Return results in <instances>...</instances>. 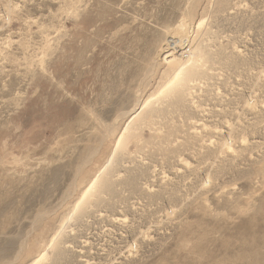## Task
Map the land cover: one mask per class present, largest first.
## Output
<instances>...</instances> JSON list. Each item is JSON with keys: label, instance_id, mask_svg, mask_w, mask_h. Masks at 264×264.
<instances>
[{"label": "rangeland", "instance_id": "374dc122", "mask_svg": "<svg viewBox=\"0 0 264 264\" xmlns=\"http://www.w3.org/2000/svg\"><path fill=\"white\" fill-rule=\"evenodd\" d=\"M0 264H264V0H0Z\"/></svg>", "mask_w": 264, "mask_h": 264}, {"label": "bare ground", "instance_id": "6f19581e", "mask_svg": "<svg viewBox=\"0 0 264 264\" xmlns=\"http://www.w3.org/2000/svg\"><path fill=\"white\" fill-rule=\"evenodd\" d=\"M187 34V33H186ZM186 38H188V37H186ZM185 40V37L183 36V38H182V40H180V42H178V43H176L177 44V46H175L176 48L174 49V52H179L178 54H179V57L180 56H185L186 55V50L184 51V48H185V46H186V41H184ZM176 50V51H175ZM185 54V55H184ZM187 57H189V56H187ZM182 58V57H181ZM189 59V58H188ZM179 60H180V58H179ZM185 61H186V59H185ZM185 61H184V63H185Z\"/></svg>", "mask_w": 264, "mask_h": 264}]
</instances>
